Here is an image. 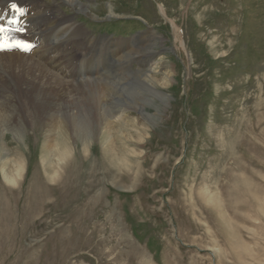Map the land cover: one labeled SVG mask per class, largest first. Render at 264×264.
Masks as SVG:
<instances>
[{
    "label": "rangeland",
    "instance_id": "obj_1",
    "mask_svg": "<svg viewBox=\"0 0 264 264\" xmlns=\"http://www.w3.org/2000/svg\"><path fill=\"white\" fill-rule=\"evenodd\" d=\"M44 1L80 24L67 40L81 36L105 48L98 54L111 55L113 37L157 32L149 62L168 71L157 86L167 99L147 102L149 115L115 103L138 124L113 134L114 160L91 117L55 138L72 149L65 160L56 151L43 159L38 121L5 131L0 264H264V0H80L96 20ZM150 30L117 53L139 62L107 63L104 72L126 79L138 69ZM77 57L64 60L81 81ZM119 92L113 99L132 97ZM12 156L24 157L14 184L2 176Z\"/></svg>",
    "mask_w": 264,
    "mask_h": 264
},
{
    "label": "bare ground",
    "instance_id": "obj_2",
    "mask_svg": "<svg viewBox=\"0 0 264 264\" xmlns=\"http://www.w3.org/2000/svg\"><path fill=\"white\" fill-rule=\"evenodd\" d=\"M62 1L70 4L77 12L82 11L95 16L88 9L87 3L80 0ZM12 3L24 9V16L21 17L24 22L21 26L9 23L15 13L10 9ZM55 10L56 8L45 4L42 0H0V17H2L0 24L7 25L9 28V32L0 34V42L16 41L18 37L24 41L23 43H29L30 48L34 47V43L36 45L28 55L16 50L0 52V141L2 143L0 151L7 150L1 139L5 131L12 129L15 134H20L22 125L32 127L38 121V128L44 132L43 159H46V155L49 158L56 151L57 159L65 160L72 149L68 153L66 144L59 143L55 138L58 134L66 137L70 128L75 132H79V129L81 131L82 117H91L94 119L91 120L92 124L107 134L109 139L105 144L106 155L114 160L112 146L115 137L113 134L118 131V127L127 126L128 122L138 124L136 118L129 117V110L125 105H117L115 109V103L132 101L133 105L139 106L141 114L147 115L149 113L143 109L147 102L155 104V100H158L165 103L163 99L165 100L167 94L157 86L163 85V75L167 76L168 71H164L163 65L158 61L149 62L155 54L153 41H158L160 35L154 30L149 31L148 36L143 39V44H146L141 52L143 56L139 55L143 58V62L138 69L126 72L124 75L126 79L114 78L109 72H104V68L108 66L105 63L96 75L85 76L78 81L74 76L70 78L66 75L65 68L68 67L65 65L64 58L77 57L72 45L84 49L86 48L85 40L83 41L81 36L67 40L66 37L69 34H74L73 30H80V28L73 21L72 16L55 14ZM110 15L117 16L111 7ZM15 29H22V31ZM116 50H110L111 55L107 53L110 55L114 68L118 64L126 65L136 55L131 52L125 54L122 52L118 55L119 52ZM60 54H62L61 60ZM116 55H118L117 60L111 59ZM136 60L140 61L138 57ZM156 65L160 66V69L155 71L161 70L162 74L159 78H155L152 69ZM81 70H84L83 61ZM130 77L131 79H127ZM122 89H131L132 97H123L125 100L113 99L115 97L113 94L118 92L116 95H119ZM138 100L142 103H137ZM105 102L110 103V108L114 109L107 110ZM62 147L66 148L61 149ZM22 158L24 157L6 158L2 164V176L6 182L14 184L20 177Z\"/></svg>",
    "mask_w": 264,
    "mask_h": 264
},
{
    "label": "snow or ice",
    "instance_id": "obj_3",
    "mask_svg": "<svg viewBox=\"0 0 264 264\" xmlns=\"http://www.w3.org/2000/svg\"><path fill=\"white\" fill-rule=\"evenodd\" d=\"M10 7H11L14 11L20 13L21 15H22L23 12H24V9H22V8H18L17 5H16L15 3H12V4L10 5ZM0 19H2V17H0ZM9 23H11V24H15L16 21H15V20H11V21H9ZM15 30H16V31H22V29H15ZM7 32H9V28L7 27V25L0 24V34L7 33ZM13 46H15V47H20V48H22V49H24V50H27L28 47H30V45H28V44H26V43H23V42H16L14 45H9V44H6V43H3V42H0V50H2V49H6V48H9V47H13Z\"/></svg>",
    "mask_w": 264,
    "mask_h": 264
}]
</instances>
